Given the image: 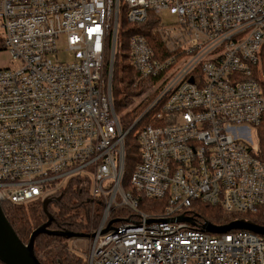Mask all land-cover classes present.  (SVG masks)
<instances>
[{
  "label": "built area",
  "instance_id": "1",
  "mask_svg": "<svg viewBox=\"0 0 264 264\" xmlns=\"http://www.w3.org/2000/svg\"><path fill=\"white\" fill-rule=\"evenodd\" d=\"M122 17L148 27L126 42L140 106L126 130L110 88ZM0 39V204L87 188L83 264H264V236L209 234L187 212L264 216V0H0ZM139 197L167 205L150 216Z\"/></svg>",
  "mask_w": 264,
  "mask_h": 264
},
{
  "label": "trees",
  "instance_id": "2",
  "mask_svg": "<svg viewBox=\"0 0 264 264\" xmlns=\"http://www.w3.org/2000/svg\"><path fill=\"white\" fill-rule=\"evenodd\" d=\"M120 39H122L120 50L121 56H115V62L111 77V97L114 106V112L119 116V124L121 130L128 129L137 119L140 112V106L131 107L133 104L129 100L130 95L134 94L132 87L136 80V73L133 72L129 65L127 54V38L130 33L135 31L146 34L148 32L147 25H141L131 28L122 17L120 22ZM4 50L0 39V51ZM109 63L108 55L106 57L105 68ZM262 69L264 71V58ZM263 94H264V75L262 79ZM258 140V155L264 161V117L261 124L257 128ZM125 144V165L131 164L130 168L134 167L138 161V145L132 132H129L124 138ZM129 172L124 169V189H127V178ZM1 209L8 220L11 228L16 232L22 243L26 244L29 237L35 229L47 222V214L52 217V222L49 225L51 231H65L76 234H86L90 232L89 228H94L98 222V216L92 213L91 202L88 200L87 188H80L77 182H72L68 185L67 190L62 193L59 200L57 197L51 201L46 210L43 208V203L34 202L24 205H16L9 203H1ZM167 203L163 199L148 200L139 197V209L141 212L150 215L158 216L161 214ZM188 213L196 218V223H208L214 226H224L227 223L244 219L252 224L264 227V216L260 214H230L223 213L218 205L205 204L196 201L191 204L187 210ZM68 241L58 236L40 235L34 242V254L37 260L42 264H83V260L79 259L74 251L67 245ZM0 264H2L0 262Z\"/></svg>",
  "mask_w": 264,
  "mask_h": 264
},
{
  "label": "water",
  "instance_id": "3",
  "mask_svg": "<svg viewBox=\"0 0 264 264\" xmlns=\"http://www.w3.org/2000/svg\"><path fill=\"white\" fill-rule=\"evenodd\" d=\"M61 196L57 198L60 199ZM52 200H44L43 208L46 210L47 206ZM48 220L42 224L39 228L32 231L29 240L26 244L22 243L16 232L11 228L8 220L6 219L0 205V262L2 264H42L37 260L34 254V242L42 234L48 236H58L61 238L69 240H83L87 239V234H76L73 232L65 231H51L49 230V225L52 222V217L47 214ZM117 222V221H112ZM111 222V223H112ZM176 222H186L192 224V219L190 217L182 216L176 219ZM203 230L209 234H225L233 230H247L253 234H258L264 236V227L252 224L244 219H239L225 224L224 226H214L208 223L202 225ZM107 229H104L106 232Z\"/></svg>",
  "mask_w": 264,
  "mask_h": 264
},
{
  "label": "rangeland",
  "instance_id": "4",
  "mask_svg": "<svg viewBox=\"0 0 264 264\" xmlns=\"http://www.w3.org/2000/svg\"><path fill=\"white\" fill-rule=\"evenodd\" d=\"M11 63L12 62H11V57L9 53L6 52L5 50H1L0 51V69L7 68ZM251 140L253 141V143L256 144L253 133L251 136ZM67 245H69V247L74 251V253L79 259L84 260V252L87 250V247H88L86 239L69 240Z\"/></svg>",
  "mask_w": 264,
  "mask_h": 264
}]
</instances>
